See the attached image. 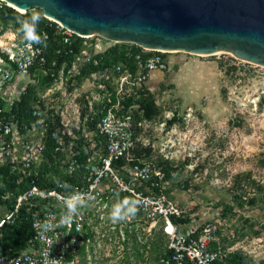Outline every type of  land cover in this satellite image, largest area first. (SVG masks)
<instances>
[{
    "label": "built area",
    "instance_id": "2783aa9c",
    "mask_svg": "<svg viewBox=\"0 0 264 264\" xmlns=\"http://www.w3.org/2000/svg\"><path fill=\"white\" fill-rule=\"evenodd\" d=\"M5 5L14 8L0 0V8ZM32 13L48 20L47 26L74 58L55 73L56 61L49 63L31 35L18 32L22 39L0 45V185L6 177L13 185L0 193V264H95L89 254L95 208L112 199L124 209H140L153 224L164 221L170 252L159 264L223 261L220 251L211 249L212 226L196 237L172 221L179 213L166 195V174L143 159V151L151 146V121L139 104L126 107L129 99L138 101L151 91V72L169 71L168 55L191 54H168L100 35L83 37L43 11ZM42 37L49 40L50 34L45 30ZM118 46L132 67L120 62L82 76L96 57ZM236 60L233 64L240 70L256 66ZM59 74V91L50 89L43 96L36 91L31 120L16 119L14 106L28 87H36L39 76ZM49 139L55 141L52 158L46 156ZM25 221L32 229L27 247L13 251L4 244V230Z\"/></svg>",
    "mask_w": 264,
    "mask_h": 264
},
{
    "label": "rangeland",
    "instance_id": "374dc122",
    "mask_svg": "<svg viewBox=\"0 0 264 264\" xmlns=\"http://www.w3.org/2000/svg\"><path fill=\"white\" fill-rule=\"evenodd\" d=\"M16 28L0 20V45L13 41ZM235 58L203 57L211 66L204 72L215 75L216 87L202 98H189V84L147 91L139 98L140 110L147 108L145 117L152 124L151 146L143 159L158 170L173 169L164 189L178 210L174 217L190 219L180 225L183 232L210 225L215 231L211 249L224 258L242 251L264 264V67L240 70ZM61 86V74L39 76L37 95ZM235 199L249 204L240 209ZM228 205L235 211L224 217ZM95 213L89 247L93 263H160L169 246L164 221L153 224L140 209H124L116 199L100 203Z\"/></svg>",
    "mask_w": 264,
    "mask_h": 264
},
{
    "label": "water",
    "instance_id": "95a60500",
    "mask_svg": "<svg viewBox=\"0 0 264 264\" xmlns=\"http://www.w3.org/2000/svg\"><path fill=\"white\" fill-rule=\"evenodd\" d=\"M83 37L168 54H231L264 67V0H5ZM48 15V16H47Z\"/></svg>",
    "mask_w": 264,
    "mask_h": 264
},
{
    "label": "trees",
    "instance_id": "16d2710c",
    "mask_svg": "<svg viewBox=\"0 0 264 264\" xmlns=\"http://www.w3.org/2000/svg\"><path fill=\"white\" fill-rule=\"evenodd\" d=\"M0 20L3 22H12L16 24V30L20 34H29L32 36V41L36 46L42 47L45 50L46 57L49 61V63H52L53 61H56V67L54 69L55 73H58L60 69L62 68L63 64L68 62L71 63L74 56L69 55V48L67 46H63L59 43V39L54 35V30L47 26L48 20L44 18L43 16H38L33 14L31 11H29L26 14H22L15 10L12 7L9 6H3L0 8ZM47 31L50 34L49 40H43L42 32ZM59 51V53H58ZM120 62L127 63L130 67H132L133 62L131 59H127L124 57L123 54L120 52V48L115 47L107 51L105 54L100 55L95 58V61L93 64L88 65L83 70V77H89L92 73L103 71L105 69H108L112 67L114 64H118ZM36 96V87L33 85H30L27 89L26 94H24L20 100L17 102V104L14 106L13 113L16 117V119L20 121H30L31 120V105ZM141 100L134 101V100H128L126 103V107H129L132 104H140ZM146 108V107H145ZM144 112V116H147L146 109ZM147 118V117H145ZM148 149L144 150L146 152ZM55 151V141L53 139H49L46 146V156L48 158H52V155ZM172 168H166L163 169V171L166 174V181L171 178L172 174ZM9 177H6L4 179L3 185H0V193L5 192L7 190L13 189V185L8 180ZM237 201V206L240 209H244L249 202H242L238 199H235ZM235 211L234 206H226L225 209L222 211V215L224 217H228L229 215L233 214ZM172 221L175 224L181 225V224H188L190 223V219H176L174 216L172 217ZM202 229H199L195 236L198 237L199 234L202 232ZM32 234V229L30 226V223L27 221L23 223H18L16 226L8 227L4 230V244L6 247L11 248L13 251H20L24 250L27 247V243L29 240V237ZM226 250V247L224 248ZM169 250L167 249L165 255L169 254ZM164 255V256H165ZM185 264H192L189 260L185 261ZM219 264H256L254 261L246 256L242 251H238L235 254L223 258V261L219 262Z\"/></svg>",
    "mask_w": 264,
    "mask_h": 264
},
{
    "label": "crops",
    "instance_id": "0c3cea01",
    "mask_svg": "<svg viewBox=\"0 0 264 264\" xmlns=\"http://www.w3.org/2000/svg\"><path fill=\"white\" fill-rule=\"evenodd\" d=\"M15 38L22 39L17 33H12ZM193 55L179 56L168 55L167 62L170 66L169 71H153L150 73L147 86L151 91L157 92L163 87L168 88L173 84L184 85L189 84L191 89L189 90V98L195 99V97L202 98L204 93L211 92L216 87V77L214 74L204 72L205 69L211 67L209 64H205L202 61L203 57ZM212 67L216 68L217 64H213ZM181 230H184L180 227Z\"/></svg>",
    "mask_w": 264,
    "mask_h": 264
},
{
    "label": "bare ground",
    "instance_id": "6f19581e",
    "mask_svg": "<svg viewBox=\"0 0 264 264\" xmlns=\"http://www.w3.org/2000/svg\"><path fill=\"white\" fill-rule=\"evenodd\" d=\"M5 1V0H4ZM9 5H12L10 2H7ZM14 7V6H13ZM48 16V15H47ZM49 17V16H48Z\"/></svg>",
    "mask_w": 264,
    "mask_h": 264
}]
</instances>
